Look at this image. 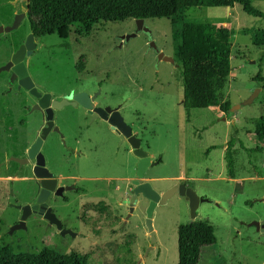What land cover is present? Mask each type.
<instances>
[{
  "label": "rangeland",
  "instance_id": "obj_1",
  "mask_svg": "<svg viewBox=\"0 0 264 264\" xmlns=\"http://www.w3.org/2000/svg\"><path fill=\"white\" fill-rule=\"evenodd\" d=\"M25 3L0 0V25H10L15 14L26 12L15 30L0 33V245L9 246L14 253L37 254L44 248L57 253L72 251L85 264H177L178 225L202 220L213 226L216 242L202 248L199 264H264V228L249 225L264 222V150L249 157L235 142V178H228L221 153L235 131L245 147L259 145L253 130L256 120L264 116V80L254 79L256 74L264 78V47L253 45L245 30L261 28L263 21L243 12L237 3L232 5V0H179L184 21L204 23L212 29L229 22L230 71L219 92L221 101L230 103L226 113L217 107L191 108L187 117L181 104V67L175 59L170 17L144 18L150 34L140 30L126 41L122 37L136 31L134 18L101 21L87 35L81 34L77 22L48 27L34 37L35 47L23 60L37 90L52 98H61L71 90L91 93L99 82L97 101L120 102L132 132L141 139V148L151 161L158 160L145 169L141 180L161 194L182 182L179 177H190L192 183L186 184L207 199L199 203L196 217L191 218L189 203L179 193L157 204L152 212L155 243L149 248L145 225L148 200L138 196L129 211L127 201L134 185L116 182L107 195L88 186L86 194L66 192L67 203L56 196L49 199L52 211L73 235L59 234L37 212L25 218V228L9 233L21 219L16 205L36 203L40 190L32 171L34 160L19 163L16 158L27 156L44 114L31 110L36 98L24 88L17 89V81L9 80L10 70H1L32 32ZM252 5L264 12V0H252ZM151 42L174 63L158 62ZM111 83L121 89L113 93ZM122 84L127 91L129 88L127 97ZM253 93V100L242 104ZM80 109L66 106L55 110L54 124L65 116L81 115ZM64 150L61 135L54 130L40 148L44 160L52 165L58 164L55 158ZM128 158L129 170L123 173L120 168V173H128L132 180L138 157L131 151ZM89 165L82 169L98 175L104 172ZM64 166L59 170H67ZM111 170L118 172L115 166ZM104 195V203H96L97 197Z\"/></svg>",
  "mask_w": 264,
  "mask_h": 264
},
{
  "label": "trees",
  "instance_id": "obj_2",
  "mask_svg": "<svg viewBox=\"0 0 264 264\" xmlns=\"http://www.w3.org/2000/svg\"><path fill=\"white\" fill-rule=\"evenodd\" d=\"M232 1L248 15L262 19L261 28L245 30L249 32L253 45L264 47V12L255 8L252 0ZM25 7L34 37L48 27L67 26L74 22L78 23L81 34L87 35L92 26L101 21L170 17L176 40L175 59L181 67V104L187 117L191 108L217 107L228 112L230 103L221 101L219 92L230 71L232 31L226 26L212 29L204 23L184 21L179 0H26ZM254 79L264 80L259 74ZM253 134L259 145L252 148L245 147L236 138V131L227 140L223 158L228 178H235V142L249 157L264 150V116L256 120ZM215 242L214 228L209 222L197 220L179 224L177 264H199L202 248ZM0 264H85V261L72 251L57 253L44 248L37 254L14 253L9 246L0 245Z\"/></svg>",
  "mask_w": 264,
  "mask_h": 264
},
{
  "label": "water",
  "instance_id": "obj_3",
  "mask_svg": "<svg viewBox=\"0 0 264 264\" xmlns=\"http://www.w3.org/2000/svg\"><path fill=\"white\" fill-rule=\"evenodd\" d=\"M26 15V12H20L15 14L13 21L10 25L3 26L0 25V33L9 32L15 30L21 23V20ZM136 23V31L134 33H130L124 35L122 38L124 41L128 40L130 37H133L137 31L143 30L150 34V30L143 25V18H134ZM226 25H224L225 27ZM150 46L155 49L157 52V61H169L174 63V59L170 56L164 55L162 52L157 51L153 42L150 43ZM35 47L34 35L30 32L26 35L25 40L22 44L18 46V48L12 53L10 60L7 61L2 67L1 70H10V78L9 80L17 81L18 88L27 89V91L36 98V103H34L31 107V110H42L44 114L45 125L41 128L39 134L36 136L35 140L31 143L27 150V156L22 158H16L19 163H27L30 159H34V166L32 168L33 174L38 177L40 190L38 196L36 198V203L30 205H16L18 209L21 210V219L13 224L9 228V233H11L15 229L25 228L24 220L25 218L32 212H37L49 223L54 224L57 229L60 230V234L64 235L65 233H71L68 229H62L59 219L55 216L54 213L51 212L50 207L46 206V197L49 193V190L54 188V184L49 185L47 183L48 180L44 179L46 175V168L44 167L45 160L40 148L47 134L53 128V118L54 111L60 110L64 106L71 104L76 105L80 104L86 107L93 113V116H100L104 119H107L113 126H115L116 131H121L122 133L127 134V136L131 133V128L123 122L122 116L119 111L115 109H111L109 106L105 108L102 107H94L90 102V99H93L97 93H94L90 96L85 91H78L73 94L68 95V97L62 98H52L51 94L41 93L37 90L34 82L32 81L28 69L24 63L25 56H28L32 53V50ZM256 96V93H253L250 97L245 99L242 104L250 103L253 98ZM238 108V105L236 106ZM232 110V108L230 109ZM108 115V112H110ZM130 143L132 153L139 158L135 175L136 178L132 180L134 185L132 189V195L129 198V211L133 210V203L141 196L148 200L146 209H145V225L147 228V232L150 238V246L152 248V244L155 243V236L152 229V212L154 207L157 204L164 203L170 196L175 193H179L184 196L189 203L190 215L191 218L194 219L196 217V210L200 202L206 201L204 197H200L197 193L184 181L171 186L170 188L164 190L161 194L158 193L155 189L152 188L151 184L148 181H142L141 178L144 174V171L147 167L152 166L158 163V160L151 161L150 156L147 151L140 148V139L134 135H130ZM54 182V180H51ZM62 191V188H59L56 192L59 194ZM254 225L257 229L264 228V222L259 223L258 221H254L249 225ZM72 234V233H71ZM148 248V249H149Z\"/></svg>",
  "mask_w": 264,
  "mask_h": 264
},
{
  "label": "flooded vegetation",
  "instance_id": "obj_4",
  "mask_svg": "<svg viewBox=\"0 0 264 264\" xmlns=\"http://www.w3.org/2000/svg\"><path fill=\"white\" fill-rule=\"evenodd\" d=\"M112 85L113 83H111V91L114 92L112 89ZM99 88H100V84L99 82H97L95 84L94 91H92L91 93H88L87 90H79V91H85L90 96H92L94 93H97L93 99H90V102L92 103V105L94 107L105 108L106 106H109L111 109L116 108L119 111L120 115L122 116L123 122L131 128L129 121L126 120L125 115L120 110L121 108L124 109V106L122 107L120 102L116 103L115 105H112L109 102L99 103L97 101L100 95ZM126 88L127 87L123 86V96L125 95ZM17 89L19 88L17 87ZM75 92H78V90L76 91L71 90L67 94L63 95L62 97H68V95L73 94ZM66 106H69L71 108L80 107L81 108L80 110L82 112H81V115H77V116L72 115V116L63 117L61 122L57 125L53 124V128L51 129V130L58 132L61 135L62 144L65 148V150L63 151V154L60 155V157H57V159L55 158V162L58 163L57 165L55 164L52 165L51 162L48 163L46 161L44 164V167L46 168V175L44 179L48 180L47 183L49 185H52V183L55 185L52 190L51 189L49 190V193L45 200L46 206L50 207V210L52 213H54L52 211V205L48 204L49 199L52 197H55V196L59 197L60 200L63 201V203H67L68 195L66 194V192L71 191L74 193L86 194L85 190L88 191V186H91L96 192L102 191L103 193H106L107 195L109 193V192L107 193V191H109V187L112 185L113 188H115L116 182L117 183L124 182L127 185H129L130 183H132V180H133V179L131 180L128 173L123 174L124 171L127 172L129 170V167H127L128 159H129L128 157H129L130 152L132 151L131 143H130V135L132 134L138 137L135 133L132 132V129H131V133L127 136V134L122 133L121 131H116L115 126H113L107 119H104L100 116L94 117L93 116L94 112H91L86 107L80 104H76L74 106L71 104H68ZM111 112L112 111L108 112V115H110ZM53 122H54V118H53ZM44 125H45V120L41 128ZM88 143L90 145H87ZM140 145H141V139H140ZM88 152L92 154L91 159L94 161L95 167L96 166L98 167V165L100 166L101 162L103 163V167H105V170L107 172L105 173L106 176L99 177L97 176L98 174H93V172L92 173L85 172L82 169V167L84 169H89L88 167L91 166L89 165L90 163L87 160L81 161L82 158H86V154H88ZM71 159L74 160L73 163H71L72 161L70 162ZM138 160H137V163H138ZM95 162L97 165H95ZM137 163H136V166H137ZM62 164L65 165L64 168H67V170H59L60 169L59 167ZM69 165H71L72 167L68 168L67 166ZM73 165L78 169H75ZM114 166L118 169V172L113 173L111 168ZM120 168H123L122 174L120 173ZM121 172H122V169H121ZM51 180H54V182ZM104 184L105 186L103 187ZM59 188H62V191L58 194L56 191ZM97 198H99V200L97 199L96 203L97 202L104 203V200L106 199L105 195L103 197H97ZM123 201L125 200L123 199ZM129 207L130 206L128 203V209ZM49 224L55 227L54 224H51V223ZM60 224H61L62 229H68L62 226L61 221H60ZM57 230L60 234V230L59 229ZM71 233H65V234L73 235L72 231Z\"/></svg>",
  "mask_w": 264,
  "mask_h": 264
},
{
  "label": "crops",
  "instance_id": "obj_5",
  "mask_svg": "<svg viewBox=\"0 0 264 264\" xmlns=\"http://www.w3.org/2000/svg\"><path fill=\"white\" fill-rule=\"evenodd\" d=\"M232 5H235L236 3L235 2H233L232 1V3H231ZM224 23V25H226V27L229 25V22H223ZM123 87V86H122ZM112 89H113V91L114 92H116V91H118V90H120L121 88H120V86L118 85V84H113L112 85ZM123 90V89H122ZM113 92V93H114ZM129 93V88H128V91L125 89V94H126V97H127V94ZM87 145H90L89 143L87 144ZM225 145L222 147V150H221V153L223 154V156H224V151H225ZM44 155V154H43ZM91 156H92V154L90 153V152H88V154H86V158H82V160L81 161H83V160H87L89 163H91V164H94V161L91 159ZM95 165H97L96 164V162H95ZM99 170H102L103 169V173L102 174H100V175H97V176H106V174L105 173H107L106 172V170H105V168L103 167V163L101 162V165L99 166L98 165V167H97ZM236 177V176H235ZM179 178H182L183 179V181L185 182V183H187V181L188 182H191L192 183V179L190 178V177H179ZM181 179V180H182Z\"/></svg>",
  "mask_w": 264,
  "mask_h": 264
},
{
  "label": "built area",
  "instance_id": "obj_6",
  "mask_svg": "<svg viewBox=\"0 0 264 264\" xmlns=\"http://www.w3.org/2000/svg\"><path fill=\"white\" fill-rule=\"evenodd\" d=\"M219 24V23H218Z\"/></svg>",
  "mask_w": 264,
  "mask_h": 264
}]
</instances>
